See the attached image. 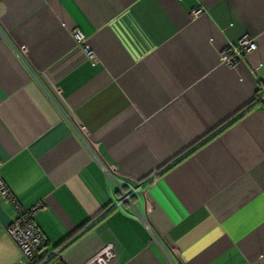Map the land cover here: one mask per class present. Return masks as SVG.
Here are the masks:
<instances>
[{
  "label": "crops",
  "instance_id": "1",
  "mask_svg": "<svg viewBox=\"0 0 264 264\" xmlns=\"http://www.w3.org/2000/svg\"><path fill=\"white\" fill-rule=\"evenodd\" d=\"M0 176L53 264H264V0H0Z\"/></svg>",
  "mask_w": 264,
  "mask_h": 264
},
{
  "label": "built area",
  "instance_id": "2",
  "mask_svg": "<svg viewBox=\"0 0 264 264\" xmlns=\"http://www.w3.org/2000/svg\"><path fill=\"white\" fill-rule=\"evenodd\" d=\"M201 7L192 9L190 15L197 16L202 12ZM78 40L82 36L78 30L74 32ZM255 41L247 34L240 35L235 43H230L223 47L219 54V60L225 65H232L244 53L255 48ZM0 202L10 203L15 212V217L10 219L6 230L8 235L16 242L23 258L13 264H31L34 260L42 257L44 260L58 254V249L49 251L47 249V240L38 225L34 221V214L40 210H45L43 202H36L28 207L23 206L16 195L7 186L0 176Z\"/></svg>",
  "mask_w": 264,
  "mask_h": 264
},
{
  "label": "trees",
  "instance_id": "3",
  "mask_svg": "<svg viewBox=\"0 0 264 264\" xmlns=\"http://www.w3.org/2000/svg\"><path fill=\"white\" fill-rule=\"evenodd\" d=\"M251 107L252 106L248 105L246 108L250 109ZM55 256L56 255H53V256L49 257L48 259H45V260L42 257H39L38 259L34 260L31 264H53V260H54Z\"/></svg>",
  "mask_w": 264,
  "mask_h": 264
}]
</instances>
